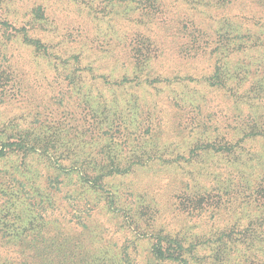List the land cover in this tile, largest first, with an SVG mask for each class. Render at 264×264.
<instances>
[{"label": "rangeland", "instance_id": "rangeland-1", "mask_svg": "<svg viewBox=\"0 0 264 264\" xmlns=\"http://www.w3.org/2000/svg\"><path fill=\"white\" fill-rule=\"evenodd\" d=\"M130 2L0 0V131L67 123L73 112L78 118L82 109L68 98L82 101L96 77L106 84L157 78L161 99L139 95L157 102L156 116L168 123L145 148L118 150L127 171L105 177L102 190L72 174L57 178L34 153L0 156V222L35 212L60 221L66 234L111 245L123 264H179L152 258V246L168 241L181 244L188 264H264V134L255 135L264 131V99L242 97L264 75L241 69H257L264 49L228 52L257 37L264 42V0H166L151 26ZM226 21L242 37H222ZM172 23L189 31L174 37ZM140 35L157 42L156 61L155 42L139 43L132 56ZM196 50L205 54L193 56ZM223 62L232 68L208 81ZM75 71L86 79L81 91L66 79Z\"/></svg>", "mask_w": 264, "mask_h": 264}, {"label": "trees", "instance_id": "trees-1", "mask_svg": "<svg viewBox=\"0 0 264 264\" xmlns=\"http://www.w3.org/2000/svg\"><path fill=\"white\" fill-rule=\"evenodd\" d=\"M129 1H131L129 5H136L135 10L140 12L139 20L141 17L147 18V21L143 23L144 26H151L159 16L164 14L166 0ZM223 25L225 27H223L224 33L222 37H228V42L232 39L230 34L233 31L238 32L236 37H242L237 24H230V22L226 21ZM171 29L174 37L177 36L176 33L186 35L189 31L188 26L185 27L184 25L179 28L175 27L174 23H172ZM138 37L140 38L133 44L132 56L140 47L139 43L152 45L155 42L156 47L154 48L156 52L150 58V61H156L161 56L157 49V42H153L144 35ZM246 43L232 44V47L228 48V52L241 51L239 54H243L252 48L261 47L264 49V42H261L259 37L253 39V42L249 45ZM32 44L38 49L41 41L34 39ZM193 44L195 45L194 42ZM222 46L223 43H219L218 48L222 49L224 47ZM42 51L44 57L49 56L47 48ZM198 51L196 50L193 56L199 53L201 56L205 54ZM256 51L260 53V49ZM226 57L229 61L230 55L224 56L223 59ZM75 58L77 57L73 56V59ZM68 62L65 61L63 63L66 64ZM148 62L146 61V64ZM232 62H234L233 59ZM262 64L263 67L261 69L260 66ZM251 65L254 66L253 63H249L247 66ZM144 66L143 62L136 59V68L142 69ZM232 66L228 62H223L222 67L217 65L214 74L208 81L213 76H220V70H229ZM257 66V69L255 67L254 69L241 67V69L246 73H253L258 76L264 75V62L259 63ZM75 73L76 71L68 74L66 79H70L69 85H72L73 88L78 87L81 91L84 89L83 85L86 83V79L84 75H76ZM97 78L92 79L93 89H88L87 96L84 94L82 101H74L72 96L68 98L71 104L77 105V107L82 109L83 115L80 113L77 118L75 112H73L67 119V123L43 121L40 123L41 128L39 130L22 129L18 126L3 129L0 131V156L21 151H24L25 155L34 153V155L36 154L47 160L49 167L54 169L57 178L62 175L69 176L72 174L80 179L82 183L91 184L96 189L101 190L103 189L102 180L105 177L125 174L127 169H123L120 165L121 151L119 152L118 150L130 149L136 146H140L139 150L143 147L145 148L148 143L155 139L157 131L160 129V132L161 128L165 129L168 125L164 119L156 116L157 102L146 103V100L140 99L139 93H152L153 96L151 97L161 99L160 96L163 91L159 87L160 81L157 78L145 80L139 78L140 81L138 83H133L132 79L128 80L126 78L128 81H125L127 82L123 81L116 84H106ZM263 82L264 80H261L255 84L256 87L251 90V96L248 94L242 97L249 100H258L262 99L260 97L263 94L264 99ZM231 90L237 93L236 88L234 89L233 87ZM64 102L65 99L63 98L59 101V105L64 106ZM261 133L264 134V131L255 133V135H261ZM155 142H158V140H155ZM155 146L156 144H153V147ZM234 150L235 147L230 149L229 152L232 153ZM153 154L154 151L148 152L146 157L148 161L156 157L155 155L153 158ZM108 155L116 157H109ZM137 159L141 160V157H137ZM66 161L67 163L69 162V166H65ZM132 164L135 165L137 162L133 161ZM113 204L114 200L111 197L110 205L112 206ZM49 221H46L44 216L37 218L35 212H27L23 215L18 213L10 218L5 217L0 222L2 226V229H0V248L6 251L5 256L0 254V264H123L122 258L113 251L114 247L111 245L105 246L96 240L91 242L86 239L84 241L79 236H71L66 234L61 227L60 221ZM62 225L68 227L66 223ZM168 242H159V246H152L151 254L153 260L188 264L181 257L183 251L181 244L172 241ZM14 251L18 254L17 256L20 257V260L15 259V261H12L11 257H8L9 253Z\"/></svg>", "mask_w": 264, "mask_h": 264}]
</instances>
